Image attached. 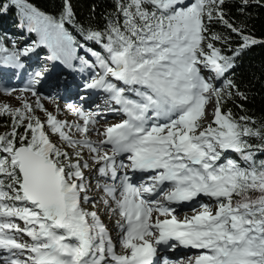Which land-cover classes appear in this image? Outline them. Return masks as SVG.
<instances>
[{
  "label": "snow or ice",
  "instance_id": "6c2138e0",
  "mask_svg": "<svg viewBox=\"0 0 264 264\" xmlns=\"http://www.w3.org/2000/svg\"><path fill=\"white\" fill-rule=\"evenodd\" d=\"M105 3L0 0L36 36L0 35V264H264V120L234 79L264 39L227 10L264 0ZM73 93L103 104L58 103Z\"/></svg>",
  "mask_w": 264,
  "mask_h": 264
},
{
  "label": "trees",
  "instance_id": "16d2710c",
  "mask_svg": "<svg viewBox=\"0 0 264 264\" xmlns=\"http://www.w3.org/2000/svg\"><path fill=\"white\" fill-rule=\"evenodd\" d=\"M42 10L54 13L57 10L59 0H31ZM76 11L82 20L88 19L92 6L96 5V12L99 14L106 6L105 0H74ZM230 15L237 19V22L243 21L247 27L258 39H264V8L252 7L248 9L247 14L241 15L235 8L227 9ZM20 19L18 12L13 9L7 15L0 16V35H5L8 40H16L20 33L25 32L18 25ZM216 31H222V26H215ZM219 46V45H217ZM37 55H33L32 60L35 63H42L45 56L44 51L38 49ZM238 66L234 79L240 84L241 89L246 91L249 101L245 103V109L248 115L253 116L257 121L264 120V45L252 46L238 60ZM229 108L237 114H244L234 104H229ZM227 155L231 158H237V154L229 152ZM264 157V154L257 153V159Z\"/></svg>",
  "mask_w": 264,
  "mask_h": 264
},
{
  "label": "rangeland",
  "instance_id": "374dc122",
  "mask_svg": "<svg viewBox=\"0 0 264 264\" xmlns=\"http://www.w3.org/2000/svg\"><path fill=\"white\" fill-rule=\"evenodd\" d=\"M35 38H36V36H35L34 33L31 34V35H29V33H27V31L25 30V32L20 33V35L17 36L15 39H16V41H17L21 46H23L24 44H28V43H30L31 40H33V39H35ZM41 51H44V54H45V52L47 51V49H43V48H42ZM44 59H45V56L42 58V61H44ZM60 71H63L62 68H61L58 72H60ZM10 83H11V85L14 86V87H21V86H22V82H21L20 80H18V79H15V78L11 79ZM52 83L54 84V83H55V80H53ZM47 86H48V87H46L47 90H43V88H42V89H41V92H42L44 95H49V94H53V95H54V94H55V88H54V87H51V86H49V85H47ZM63 99H64V100H63ZM65 100H68V99H65V97H63L62 99L58 98V103H60L62 106L65 105L66 103L81 104V103H79V101H80L81 99H80L79 101H77V103H76V102H72V101L67 102V101H65ZM70 100H71V99H70ZM82 103H83V101H82ZM13 104H15L14 101H13ZM46 104H47V106H49L50 108L52 107V105H51L50 103L46 102ZM112 117H113V116H111L110 114H109L108 117H107L108 120H109L110 122H112L111 120H114ZM260 159H264V157H260ZM210 202H211V201H209L207 197H201V198L199 199L198 202H195L194 204H192L191 206L187 207L186 209H185V208H182V207H179L178 215H179L181 218H182L184 215H191V214H192V211H191V210H192L193 207H198V206H199V203H210ZM104 219H105V222L109 224V227H112V223L107 219V217H105ZM196 252H197V250L189 249L187 252L182 253L181 255H176V256H171V257L175 258V257H179V256L194 255ZM171 253H172V252H169V254H171Z\"/></svg>",
  "mask_w": 264,
  "mask_h": 264
},
{
  "label": "bare ground",
  "instance_id": "6f19581e",
  "mask_svg": "<svg viewBox=\"0 0 264 264\" xmlns=\"http://www.w3.org/2000/svg\"><path fill=\"white\" fill-rule=\"evenodd\" d=\"M61 68H62V66H61ZM62 70H63V72H65V74H67V70L66 69H63L62 68ZM70 79H71V77H69ZM77 81H79L80 80V76L79 75H77ZM46 87H48L47 85L43 88V90H47V88ZM81 95H86L84 92H83V90H81ZM65 97V99H68V100H65V101H67V102H69V101H72V102H76L77 103V101H79L80 99H79V97L75 94V93H73V94H71L70 96H64ZM71 99V100H70ZM103 97L102 96H93L92 98H90V99H88L87 101H83V105H84V107L85 108H89V107H91L92 105H93V100H95L96 101V103H100L101 105L103 104ZM64 100V99H63ZM79 103H82V100H80L79 101ZM114 122H116L115 120H114ZM195 203V202H194ZM193 203V204H194ZM179 207H182V206H179ZM189 249H183V252H181V253H179V254H175L174 252H172L170 255L171 256H176V255H181L182 253H185V252H187Z\"/></svg>",
  "mask_w": 264,
  "mask_h": 264
}]
</instances>
